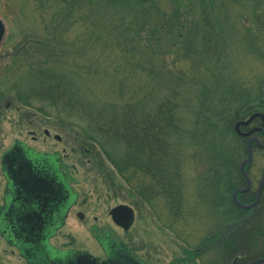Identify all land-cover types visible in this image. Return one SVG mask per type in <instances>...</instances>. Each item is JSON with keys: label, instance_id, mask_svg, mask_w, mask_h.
Here are the masks:
<instances>
[{"label": "rangeland", "instance_id": "374dc122", "mask_svg": "<svg viewBox=\"0 0 264 264\" xmlns=\"http://www.w3.org/2000/svg\"><path fill=\"white\" fill-rule=\"evenodd\" d=\"M113 1L0 0V21L4 26L0 40V158L12 144L24 143L38 151H57L61 163L68 164L71 186L78 199L70 218L53 239L56 244L100 254L91 229L95 226L99 231L109 230L147 264H190L186 258L201 238L223 230L227 222L218 205L219 191L215 190V204H210L206 193L207 174L201 166L206 164L203 155L210 151L208 142L199 143L204 137L198 135L194 148L182 130H191L196 118L207 123L213 119L208 111L200 116L202 95L209 91L216 94L212 103L216 110H229L240 103L243 107L246 103L264 112V106L258 105L264 99V29L257 30L249 15L256 1ZM256 4L264 21V0H257ZM225 12L230 14L229 24L237 28L235 32L233 28L228 31L217 27L218 24L210 27L213 15L221 19ZM224 23L228 21L224 19ZM44 45L51 48L53 55L47 65L51 63L56 71L72 77L83 88V96L99 105L112 98L114 82L120 78L132 81L139 90L136 94L141 96L153 88L154 78L180 76L183 84L179 86L180 103L176 110L180 134L176 141L181 156L182 205L178 218L170 213L163 196H149L143 177L144 186L139 190L126 184L100 147L84 136L77 116L55 115L52 105L38 100L31 106L14 100L16 90L9 89L14 79L21 78L24 83L20 91H30V65H42L48 60ZM88 62H96L97 74L88 73ZM159 91L153 101L162 95ZM45 128L50 133L46 139L42 132ZM200 128L198 123L195 132ZM33 131L38 132L35 140L30 136ZM224 142L227 147L238 146V153H244L243 141L232 131ZM193 149L198 154L196 160L188 156ZM251 164L260 175L264 150L254 148ZM214 168L217 172L218 167ZM3 186L0 169V192ZM119 205L134 209V218L126 229L115 224L109 215L111 208ZM76 209L84 212L82 219L74 215ZM12 250L0 237V264H20L19 256Z\"/></svg>", "mask_w": 264, "mask_h": 264}, {"label": "flooded vegetation", "instance_id": "af4514ba", "mask_svg": "<svg viewBox=\"0 0 264 264\" xmlns=\"http://www.w3.org/2000/svg\"><path fill=\"white\" fill-rule=\"evenodd\" d=\"M256 2L252 4V6L255 4V9L249 11L250 23L257 30H262L264 21L256 8ZM214 15L210 27L213 28L218 24L217 27L222 26L228 31L230 28H233L234 32L237 30L229 24L230 14L223 15L228 23H224L223 18L218 19V16ZM213 41L218 43L215 36ZM213 41L211 42L212 54L215 49ZM262 114L264 116L263 112ZM244 119L237 118L231 124L234 134L244 143V153H238V146H235L232 152L218 156H214L208 149L209 153L203 155L204 158L206 157V161L204 160L206 164L201 166V171H206L207 174L205 183L210 204H215L216 189L219 192H225L232 188L230 196L223 193L227 199L230 197L232 199V193L235 190L246 187L245 190L237 192L236 198L245 205L256 200L255 203L248 208L234 204L242 210L252 211L260 207L264 208V169L259 175V170L253 168L251 164L254 148L264 150V120L261 116H256L247 124L240 123L238 129H235L236 122ZM247 131H249L247 135L240 134ZM42 132L45 139L49 138L48 129L45 128ZM37 135L38 132L33 131L30 136L32 140H35ZM55 135L53 134L52 137L60 140ZM251 138H256L258 143L254 140L251 142V158L244 163L241 170L240 165L248 156V141ZM196 140L198 141L197 138L192 140L191 146L194 148L197 144ZM188 156L196 160L198 154L193 149ZM214 167H218L217 172L214 171ZM68 168L67 163H61L59 152L38 151L24 143H14L2 153L0 169L4 186L0 192V237L13 248L12 252L17 253L20 264H147L122 241L114 238L109 230L99 231L95 226L91 229L93 233L95 232L100 254L94 255L87 250L53 242L58 230L70 218L78 199L77 192L71 186ZM122 206L125 208L118 206L111 208L109 215L113 222L124 228L119 223L122 218L127 215L128 227L135 214L133 208ZM228 206L229 204L226 207ZM223 210V221L227 222L224 229L202 237L197 246L192 249L191 256L186 258V262L190 264H264V215L254 218L260 225V232L231 235L228 229L240 223L244 213L243 216L231 222L225 207ZM73 213L77 218L84 217L81 209H76ZM93 218L96 221V216ZM232 236L238 240L245 239L239 242L236 240L234 245L237 247L231 250Z\"/></svg>", "mask_w": 264, "mask_h": 264}, {"label": "trees", "instance_id": "16d2710c", "mask_svg": "<svg viewBox=\"0 0 264 264\" xmlns=\"http://www.w3.org/2000/svg\"><path fill=\"white\" fill-rule=\"evenodd\" d=\"M87 1L95 2V0ZM119 1L122 3L125 0ZM135 1L140 4L143 0ZM107 2L114 1L107 0ZM111 5L115 4L111 3ZM140 17H138L139 20ZM140 22L142 21L140 20ZM44 49L46 51L48 49L45 56L46 59L48 58L47 63L42 62L41 65L39 62H33L34 66L30 65V80H32L30 91H20L25 85L21 78L14 79L13 86L9 88L10 90H16V94L12 96L15 98L14 100L25 106L34 105V101L38 100L47 106L52 105L55 109L53 113L55 115L77 116L83 124L82 132L84 136L91 140L95 146L100 147L126 184H131L136 190H139L141 186H144L141 184V178L143 177L147 180L146 189L149 191V196H163L169 206L170 213L178 218L182 205L179 176V159L181 156H179L176 141L180 134L178 132L180 130V120L178 113H176L180 103L179 86L183 84V80L179 78L180 76L165 80L161 77L154 78L153 88L141 96L136 94L139 90L134 88L132 81H125V78H120V81L114 82L112 98L99 105L100 103H94L89 96H85L86 98L83 96L81 91L83 88L76 85L72 77L68 78L64 73L56 71L55 67L50 65L51 63L47 65L53 55L50 54L49 50L51 48L49 46L44 45ZM70 53L72 52L69 51L68 54ZM95 63L88 62L86 66V70L91 76L97 74V64ZM71 69L73 68L71 67ZM158 91L162 95L153 101L156 95L159 94ZM212 94L213 92L209 91L204 96L202 95L200 116L208 111L212 115L210 118L213 119L207 123L205 119L199 122L196 118L191 130L182 131L183 135L187 134L191 138V141L195 138L198 139V135L204 137V140L201 138L202 140L199 143L202 142L206 145L208 142L210 152L218 156L219 154L232 152L235 147H227L224 142L228 132L232 131L231 124L237 118L248 116L255 109L252 105L246 103L242 107L240 103L237 107L229 110H226L225 107L216 110L212 104L216 94ZM262 102H264V99ZM262 102L260 101L258 104L260 108L264 106ZM58 106L61 108H56ZM62 106L65 111L64 109L61 110ZM66 107L70 110L66 111ZM196 123L201 126L199 132H195ZM231 190L232 188L218 193V205L220 209L225 207L230 221L243 216V213L244 218L235 227L228 229V233L237 235L260 232V225L254 218L263 216L264 208L260 207L252 211L238 208L231 197L226 199L227 196L225 195L230 196ZM139 195L142 196L140 193ZM227 202L228 207H226ZM221 211L224 210L221 209ZM232 239L231 250L237 247L234 244L238 238L232 236ZM244 239L241 238L238 242Z\"/></svg>", "mask_w": 264, "mask_h": 264}, {"label": "water", "instance_id": "95a60500", "mask_svg": "<svg viewBox=\"0 0 264 264\" xmlns=\"http://www.w3.org/2000/svg\"><path fill=\"white\" fill-rule=\"evenodd\" d=\"M3 32H4V27H3V24H2L1 21H0V40H1V38H2ZM254 116H261L262 119L264 120V116L262 115V113H260V112H255V113L251 114L246 120H244V121H238V122L235 124V128L238 129V125H239L240 123H243V124H247V123H249V122L251 121V119H252ZM248 133H249V131L244 132V133L240 132L241 135H247ZM57 137H58V136H57ZM253 140L256 141V142L258 143V141L256 140V138H251V139L248 141V156H247L246 159H244V160L242 161V163H241V165H240L241 170H243V165H244V163L248 162V161L250 160V158H251L250 144H251V142H252ZM263 147H264V146H263ZM245 188H246V187H244L243 189L235 190V191L233 192V194H232V197H233L234 201H235L238 205H240L241 207H244V208H248V207L252 206V205L255 203L256 200H255L254 202L250 203V204L245 205V204L239 203V202L237 201V199H236V194H237V192H239V191H243V190H245ZM118 207H119V208H123V207L125 208V206H122V205H120V206H118ZM114 208H115V207H114ZM117 222H118V221H117ZM119 223H120L121 225H123L124 228H126V227H127V215L124 216V217L122 218L121 222H119Z\"/></svg>", "mask_w": 264, "mask_h": 264}]
</instances>
